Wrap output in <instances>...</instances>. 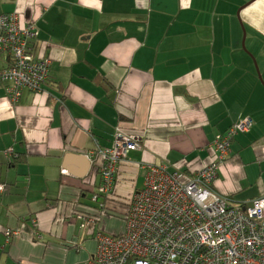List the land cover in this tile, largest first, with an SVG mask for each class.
Wrapping results in <instances>:
<instances>
[{
    "label": "crops",
    "instance_id": "1",
    "mask_svg": "<svg viewBox=\"0 0 264 264\" xmlns=\"http://www.w3.org/2000/svg\"><path fill=\"white\" fill-rule=\"evenodd\" d=\"M14 13L50 67L14 104L0 81V264H87L98 234L123 230L102 212L123 217L148 167L193 177L242 119L212 189L238 206L264 196V0H0ZM116 131L139 149L94 203L86 153Z\"/></svg>",
    "mask_w": 264,
    "mask_h": 264
},
{
    "label": "built area",
    "instance_id": "2",
    "mask_svg": "<svg viewBox=\"0 0 264 264\" xmlns=\"http://www.w3.org/2000/svg\"><path fill=\"white\" fill-rule=\"evenodd\" d=\"M35 37L34 24L19 14L0 16V53L6 57L0 81L11 104L24 92L40 93L47 81L50 60L36 53ZM251 126V119H242L216 136L211 162L186 180L165 166L148 167L122 232L98 234L87 264H264V196L238 206L212 189L233 137ZM138 149L134 137L116 131L110 147L86 153L91 167L85 178L94 203L112 195L119 167Z\"/></svg>",
    "mask_w": 264,
    "mask_h": 264
},
{
    "label": "rangeland",
    "instance_id": "3",
    "mask_svg": "<svg viewBox=\"0 0 264 264\" xmlns=\"http://www.w3.org/2000/svg\"><path fill=\"white\" fill-rule=\"evenodd\" d=\"M104 218L108 219V220H111L112 222V228L115 230V231H120L124 228V220H121V218L119 217H113L111 215L109 216H104ZM103 218V219H104ZM102 231V230H101ZM122 232V231H121ZM120 232V233H121Z\"/></svg>",
    "mask_w": 264,
    "mask_h": 264
},
{
    "label": "trees",
    "instance_id": "4",
    "mask_svg": "<svg viewBox=\"0 0 264 264\" xmlns=\"http://www.w3.org/2000/svg\"><path fill=\"white\" fill-rule=\"evenodd\" d=\"M26 23V22H25ZM3 83V82H2ZM228 130V129H227ZM223 134V133H222ZM87 187H91L93 189V187L91 185H88ZM103 214H107L110 215L109 213H107V211L104 210V212H102ZM125 215H123V217H121V220H124ZM120 234V233H119Z\"/></svg>",
    "mask_w": 264,
    "mask_h": 264
},
{
    "label": "water",
    "instance_id": "5",
    "mask_svg": "<svg viewBox=\"0 0 264 264\" xmlns=\"http://www.w3.org/2000/svg\"><path fill=\"white\" fill-rule=\"evenodd\" d=\"M69 156H70V155H69ZM67 158H69V157H67ZM89 167H90V166H89ZM85 175H86V173H85V174H83V172H82V173H79V174H78V177H80V178H81V177H84Z\"/></svg>",
    "mask_w": 264,
    "mask_h": 264
}]
</instances>
